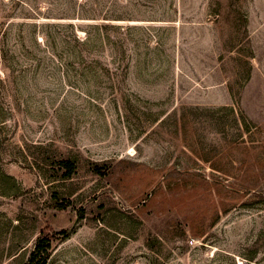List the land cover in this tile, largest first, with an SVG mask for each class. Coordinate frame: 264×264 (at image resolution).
Instances as JSON below:
<instances>
[{
	"label": "rangeland",
	"instance_id": "1",
	"mask_svg": "<svg viewBox=\"0 0 264 264\" xmlns=\"http://www.w3.org/2000/svg\"><path fill=\"white\" fill-rule=\"evenodd\" d=\"M255 192L264 0H0V264H264Z\"/></svg>",
	"mask_w": 264,
	"mask_h": 264
},
{
	"label": "trees",
	"instance_id": "2",
	"mask_svg": "<svg viewBox=\"0 0 264 264\" xmlns=\"http://www.w3.org/2000/svg\"><path fill=\"white\" fill-rule=\"evenodd\" d=\"M203 159L207 162H211L213 160L212 157H203ZM60 164L62 165V167H64L66 169L67 175H70L73 172V170L75 169L74 163L70 160H62L60 162ZM212 167H213V169L220 171L219 167H217L215 165H212ZM95 170L98 174H103V175L108 174L107 171L105 173H103L102 169L99 167H96ZM232 193L238 197V196L244 195L245 193L247 195L249 193V191L245 192L243 194L242 189L235 187V189L232 190ZM252 197L254 198V200L256 198H259V197L261 199H258V200H264V193L257 194L255 192L254 194H252ZM220 204H221V208H223L224 211H227L225 201L220 200ZM60 233H62L64 237L68 236V230H63ZM51 247H52L51 246V239L49 237H46V236L39 237L37 239L35 245H34V248L30 254V257L28 258V260L24 264H47L49 257H50Z\"/></svg>",
	"mask_w": 264,
	"mask_h": 264
}]
</instances>
